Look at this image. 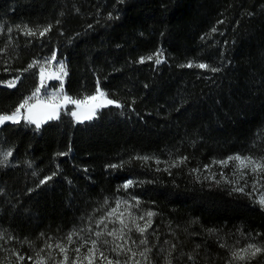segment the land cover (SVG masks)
<instances>
[{
	"label": "trees",
	"instance_id": "obj_1",
	"mask_svg": "<svg viewBox=\"0 0 264 264\" xmlns=\"http://www.w3.org/2000/svg\"><path fill=\"white\" fill-rule=\"evenodd\" d=\"M24 25L37 35H24ZM0 49V114L35 89L36 68L23 70L53 52L65 58L68 95H91L99 81L123 105L82 123L64 111L38 129L0 126V151L12 152L0 162V242L27 259L28 248L79 227L131 178L129 191L156 214L152 264L169 252L173 264H264V252L232 258L239 241L264 248V208L204 185L188 166L153 169L138 159L202 164L263 137L264 0H0ZM158 50L160 64L139 62ZM17 76L15 87L3 83Z\"/></svg>",
	"mask_w": 264,
	"mask_h": 264
},
{
	"label": "snow or ice",
	"instance_id": "obj_2",
	"mask_svg": "<svg viewBox=\"0 0 264 264\" xmlns=\"http://www.w3.org/2000/svg\"><path fill=\"white\" fill-rule=\"evenodd\" d=\"M219 23H223V21H219ZM17 28H20V26L17 25ZM50 30L51 26L49 25L48 27H45L43 30L39 31L38 34L39 36L43 37ZM8 31H12V29H8ZM215 31L216 28L213 27L212 32ZM23 34L27 36H36L37 31H34L27 25H24ZM3 51V49H0V52ZM154 55L156 56L155 63L157 65L160 64L162 62L160 59L162 53L158 51ZM152 59V56L141 57L139 62L144 63L145 60ZM55 60L56 54L53 53L52 56L44 62V65L51 64ZM39 64V61H33L28 65L27 69H24L23 71L32 69ZM44 65H40L39 67V86L36 87L30 96L24 97V99L11 114H0V125H3L7 121L12 123H20L21 120H23L29 124H34L38 129L46 120L58 119L60 108L66 106L67 104L75 105L76 110L72 111L71 115L77 120V122L81 123L83 121L94 119L98 115L99 111L103 108H107L109 106H114L116 108L123 107V105L117 100L109 98V95L100 87L99 81L97 82L95 93L91 95H84L80 98H72L67 96L63 93V77L67 75L66 66L64 63L59 62L56 69L49 72L47 76L45 75L46 68ZM184 66H195L201 69H209L213 72L219 71V69L210 68L209 65L203 63L193 65L190 62ZM19 79L20 77L17 76L13 80L6 82L7 86L10 88L15 87ZM53 79L61 81L60 88L52 93H47L41 100L42 89L47 87L45 81ZM61 98L63 99V104L60 102ZM21 110H24L23 114ZM11 155V151L5 153L4 159L6 160L7 157ZM138 159L147 161L150 158L138 157ZM185 159L186 158H182L180 161L174 162L171 166L175 167L178 163H183ZM156 162L160 163L159 160ZM213 163H218L223 167H227L230 163L233 164L234 172L237 174V179L230 182L235 185L241 180L244 181L243 186L234 187L233 191L244 192L248 183L247 177L251 175L253 177V192L258 194L256 202H258L261 207H264V191L260 190L262 187H264V157L256 158L251 155L245 156L241 154H235L227 157L224 160L213 161ZM109 167L116 168L119 167V165L113 164L109 165ZM205 167L207 168L208 166L206 165ZM53 175H55V173H53ZM221 175L222 178H225L223 177V174ZM51 178L52 177H45L44 179L40 180V185L45 184ZM219 182L220 181H217V183ZM133 184L134 181L128 180L121 187L127 190L132 187ZM249 195H251V193H249ZM132 199L136 198L133 197ZM104 203L105 205L108 203L107 199ZM139 203V200H137L136 206H138ZM114 204V207L109 208L98 220H96L95 225L96 229L98 230L93 231L91 228L87 229V231L92 232V236L95 238L84 239L81 236V233H83L86 229L83 228L79 230L73 229L70 233H68L66 237L68 245L79 242L78 246L74 249L76 256L71 260L70 264H82L83 261H87V264H97L98 261L99 264H103L104 261H106L107 264H152V259L149 256L152 248L147 246L149 244L147 233L152 227V217L156 214L152 211H147L138 215L131 210L132 207H134L131 205L122 208V205H128V200L122 198H117ZM140 221H144V223L141 225V223H139ZM109 224H119V227H113L109 229ZM101 225L103 227H101ZM133 232H136L141 237H143L139 240V244L145 246L142 250H136L132 247V245L137 243L132 239L131 233ZM74 237H76L75 240L73 239ZM105 237H110L111 239H107ZM2 238L3 236L0 234V239ZM48 239L50 240L51 238ZM46 247L48 249H58L59 252L63 254V259L58 261L57 264H69L68 252L70 249L66 247L63 242H57L54 245L52 243H46ZM84 249H86V252L83 251ZM43 251L44 249L40 250V252ZM261 252H264V248L249 244L247 248L233 251L232 258L233 261H247L251 258H254L258 253ZM37 255H40V253H37ZM121 256H124L123 260L120 259ZM170 256L171 252H169L168 256L165 257V264H173ZM136 257H140L142 259H137ZM19 258L21 260L24 259L22 256ZM45 259H51V257L49 256L48 258H42L37 262V264H45ZM188 259L195 261V257L191 254L188 256Z\"/></svg>",
	"mask_w": 264,
	"mask_h": 264
},
{
	"label": "rangeland",
	"instance_id": "obj_3",
	"mask_svg": "<svg viewBox=\"0 0 264 264\" xmlns=\"http://www.w3.org/2000/svg\"><path fill=\"white\" fill-rule=\"evenodd\" d=\"M158 51L160 53H162V55L160 56V59L163 62L165 60L163 50H158ZM157 52H155L154 54H156ZM53 53L56 54V60L53 61L51 64L44 65V62L48 58H50ZM53 53L48 54V55L38 56L36 59L33 60V61H39L40 62V64L35 67L37 70V74H36L37 75V85H36V87L39 86V84H40V79H39V67H40V65L45 66V68H46L45 75L46 76L49 72L54 71L56 69L59 62H63L64 65L66 66L65 58L64 57H58L56 52H53ZM154 54L152 55V57H153L152 61L154 62V64H156L155 63L156 56ZM194 64H201V63H194ZM66 71H67V69H66ZM65 77L66 76L63 77V93H66L65 87H64ZM13 79H14V77H11V78L7 79L6 81H4L3 83L7 84L6 82L11 81ZM45 83H46L47 87L45 89H42L41 99H43V97L50 90H58L60 88L61 81L53 79V80H46ZM36 87H35V89H36ZM32 92L28 96H30L32 94ZM68 96L71 97L70 95H68ZM72 110H73V105L69 104V105L65 106L64 108H62L60 110L59 114L61 112L65 111L69 114V116L72 118V120L74 122H77V120L71 115ZM21 111L23 114L24 110H21ZM12 112H10L9 114H11ZM21 122H23L24 124H26L28 126H33L36 128V126L34 124H29L23 120H21ZM7 152H9V151L6 149H3L0 151V161H2L1 162L2 164L9 162L10 156L7 157L6 160L4 159V154ZM235 154H241V155H245V156L251 155V156H254L256 158L264 157V135H263V137H259V138L255 139L252 143H250L247 146L246 150H243L242 152L230 154V155H227L226 157L211 158L210 160H208L207 162H204L202 164H192V163L186 164V162H183V163H178L177 166H179V165L180 166H188L189 174H191L193 177H195L198 181H200L204 185L211 186V187H219V188H222L228 192L240 193V194L246 196L248 199H250L253 203H255L261 207V205L258 202H256L258 194L253 192V189H252L253 177L251 175H249L247 177L248 183H247V186L245 187L244 192L233 191L234 187H239V186L244 185L243 180L239 181V183L235 184V185L230 182L232 180L237 179V174L234 172L233 164L230 163L227 167H223L218 163H213V161L224 160L227 157L235 155ZM149 158L150 159H148L147 161L141 160V163L149 166L150 168L159 169L161 167H166L170 163L173 164L174 162H178L182 158H185V157H180L179 155H169V157H154V156H152ZM157 160H159L160 163H157L156 162ZM206 165L208 166L207 168L205 167ZM221 174H223V177H225V178H222ZM128 180L134 181L131 178L125 179L122 182L121 186ZM217 181H220V182L217 183ZM121 186H120L117 194L113 195L110 198H107L108 203L106 205L104 203L105 201L100 203L99 206L94 208L89 213L88 217L85 218V220L82 222V224L79 227H73V228L69 229L68 231H66L65 233L60 234L59 236L50 237L51 238L50 240L48 238L45 239L42 242V245L40 246V248H34V247L28 248L27 254L25 252L27 259L24 258L21 260L19 257H21V256L24 257V252L19 251L18 247L12 246L10 244L9 240L3 239L2 242H0V264H37V262L40 261L42 258H48L49 256L51 257V259H45V264H57L58 261L63 259V254H61L58 249H55V248L48 249L46 247V243H52L54 245L57 242H63L64 245L70 249L68 252L69 264H70L71 260L76 256L74 249L78 246L79 242L74 243L72 245H68L67 239H66L68 233H70L73 229L79 230V229L83 228V229H86L83 233H81V236L84 239L95 238L94 236H92V232L87 231V229L91 228L93 231L98 230V229H96V225H95L96 220H98L104 214V212H106L109 208L115 206L114 202L117 198H122V199L128 200V205H122V208L128 207L129 205L134 206V207H132L131 210L138 215L143 214V213L148 211V210L143 209V205L140 201H139L140 202L139 205L136 206V201L138 200V198H136L132 194V192L129 191V189L125 190ZM133 186H134V184H133ZM260 190L264 191V187H262ZM249 193H251V195H249ZM133 197H135L136 199H132ZM262 208H264V207H262ZM139 223H141V225H142L144 223V221H140ZM101 227H103V226L101 225ZM108 227H109V229H111L113 227L118 228L119 224H109ZM131 236H132V239L137 242L135 245H132V247L136 250H142V248H144L145 246L140 245L139 240L142 239L143 237H141L136 232L131 233ZM105 238L111 239L110 237H105ZM73 239L75 240L76 237H74ZM249 244H253V245L257 246V244L252 243V242L251 243L248 242L247 244L243 245L242 242L239 241V242H237V244L235 245V247L233 249L235 251V250L247 248V246ZM41 249H44V251L40 252ZM83 251L86 252V249H84ZM37 253H40V255H37ZM29 258H31V259H29ZM136 258L139 259L140 257H136ZM120 259L123 260L124 256H121ZM82 264H87V261H83ZM97 264H99V261L97 262ZM103 264H107V262L104 261Z\"/></svg>",
	"mask_w": 264,
	"mask_h": 264
},
{
	"label": "bare ground",
	"instance_id": "obj_4",
	"mask_svg": "<svg viewBox=\"0 0 264 264\" xmlns=\"http://www.w3.org/2000/svg\"><path fill=\"white\" fill-rule=\"evenodd\" d=\"M54 91H56V90H50L48 93H52V92H54ZM64 94H66V93H64ZM67 95V94H66ZM68 96V95H67ZM42 100V99H41ZM60 102H61V104H63V99L61 98V100H60ZM67 105H69V104H67ZM66 105V106H67ZM65 106H63V107H61L60 108V110L62 109V108H64ZM60 110H59V112H60ZM74 110H76V108H75V105H73V110L72 111H74ZM47 121V120H46Z\"/></svg>",
	"mask_w": 264,
	"mask_h": 264
},
{
	"label": "water",
	"instance_id": "obj_5",
	"mask_svg": "<svg viewBox=\"0 0 264 264\" xmlns=\"http://www.w3.org/2000/svg\"><path fill=\"white\" fill-rule=\"evenodd\" d=\"M7 122H10V121H7ZM7 122H5V123H7ZM45 123V122H44ZM1 126V125H0Z\"/></svg>",
	"mask_w": 264,
	"mask_h": 264
}]
</instances>
